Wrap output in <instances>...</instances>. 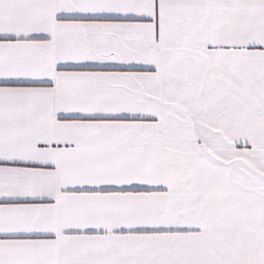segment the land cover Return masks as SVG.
<instances>
[{"label":"snow or ice","instance_id":"obj_1","mask_svg":"<svg viewBox=\"0 0 264 264\" xmlns=\"http://www.w3.org/2000/svg\"><path fill=\"white\" fill-rule=\"evenodd\" d=\"M0 264H264V0H0Z\"/></svg>","mask_w":264,"mask_h":264}]
</instances>
